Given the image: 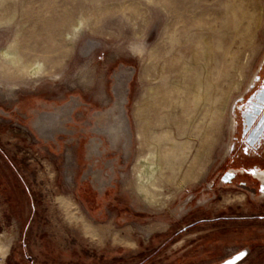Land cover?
<instances>
[{"label": "rangeland", "instance_id": "1", "mask_svg": "<svg viewBox=\"0 0 264 264\" xmlns=\"http://www.w3.org/2000/svg\"><path fill=\"white\" fill-rule=\"evenodd\" d=\"M263 56L264 0H0V264H264V199L215 180Z\"/></svg>", "mask_w": 264, "mask_h": 264}, {"label": "flooded vegetation", "instance_id": "2", "mask_svg": "<svg viewBox=\"0 0 264 264\" xmlns=\"http://www.w3.org/2000/svg\"><path fill=\"white\" fill-rule=\"evenodd\" d=\"M232 124L228 154L215 180L264 199V56L233 106ZM118 128L114 133L124 130L123 126ZM39 130L43 133L44 125L40 124ZM253 170L256 175L250 174Z\"/></svg>", "mask_w": 264, "mask_h": 264}, {"label": "bare ground", "instance_id": "3", "mask_svg": "<svg viewBox=\"0 0 264 264\" xmlns=\"http://www.w3.org/2000/svg\"><path fill=\"white\" fill-rule=\"evenodd\" d=\"M71 31H73V29ZM20 53L23 54L22 52H20ZM4 55L6 56L7 62L9 65H11L13 67L21 68V70H23V71L29 69L28 72L31 73V71L32 72L38 71V69L40 67V64H36V67H34L33 65H30V66L23 65L21 56L15 50L6 51L4 53ZM27 60H29V59H27ZM164 90L165 89H163V91ZM164 93L166 94L167 92L164 91ZM155 96H157V94ZM157 122H159V121H157ZM147 123H145V125L142 127V129L138 132L139 133L138 134V141H139V145H140V155H139L138 160H137V163H139V166H135V168H134V174L136 177L135 193L138 196H140L142 199H144L147 203H149L150 205H153V193H152V191L149 190V187L153 186V178H154L155 172L158 170V164H157V162L155 163V160H154V158L157 157V150L154 149L155 145L153 143L152 128L150 129L152 132L148 136V130L149 129L146 128ZM157 124H158V126L160 125L159 123H157ZM155 127H157V126H155ZM146 155H149V157L147 158ZM148 230H149V228H148ZM1 240L2 239H0V260L3 261L8 254V248L3 245Z\"/></svg>", "mask_w": 264, "mask_h": 264}, {"label": "snow or ice", "instance_id": "4", "mask_svg": "<svg viewBox=\"0 0 264 264\" xmlns=\"http://www.w3.org/2000/svg\"><path fill=\"white\" fill-rule=\"evenodd\" d=\"M250 174H251V175H256V171L253 170ZM261 191H264V189H261ZM242 255H243V254L237 255V256L235 257V260L240 259V258L242 257ZM235 260L229 261V264H235Z\"/></svg>", "mask_w": 264, "mask_h": 264}]
</instances>
